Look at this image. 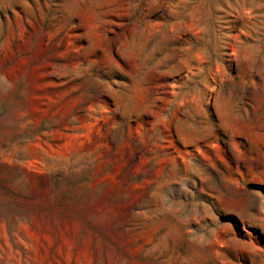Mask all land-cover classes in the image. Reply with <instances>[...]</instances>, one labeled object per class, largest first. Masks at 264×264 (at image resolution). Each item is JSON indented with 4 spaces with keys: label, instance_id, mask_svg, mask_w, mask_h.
Segmentation results:
<instances>
[{
    "label": "rangeland",
    "instance_id": "obj_1",
    "mask_svg": "<svg viewBox=\"0 0 264 264\" xmlns=\"http://www.w3.org/2000/svg\"><path fill=\"white\" fill-rule=\"evenodd\" d=\"M0 264H264V0H0Z\"/></svg>",
    "mask_w": 264,
    "mask_h": 264
}]
</instances>
